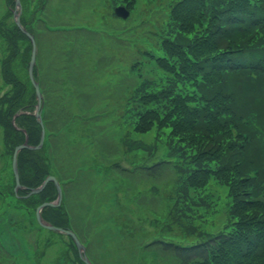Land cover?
Masks as SVG:
<instances>
[{"label": "rangeland", "instance_id": "rangeland-1", "mask_svg": "<svg viewBox=\"0 0 264 264\" xmlns=\"http://www.w3.org/2000/svg\"><path fill=\"white\" fill-rule=\"evenodd\" d=\"M115 1L46 0L40 12V0H22L21 23L37 33V65L49 98L46 118L55 132L51 145L58 170L73 182L66 187L65 203L90 260L174 264L143 247L157 237L187 243L177 231L168 234L163 225L176 171L165 169L154 180L145 174L125 175L116 165L133 169L162 159L164 149H144L154 143L153 131H133L128 98L142 80L158 72L154 69L159 54L157 27L166 23L170 5L179 0H135L133 5ZM120 5L130 11L126 20L114 13ZM13 9L9 0H0V33L13 29ZM1 35L0 97L12 91L2 78V62L11 58L12 72L27 88L24 106L17 112L34 118L37 101L28 78L30 42L17 37L11 47ZM26 127L30 129V119ZM15 147L0 126V264H82L67 236L38 225L36 204L15 197ZM206 188L215 212L204 216L201 227L214 233L228 222V190L212 180Z\"/></svg>", "mask_w": 264, "mask_h": 264}, {"label": "trees", "instance_id": "trees-1", "mask_svg": "<svg viewBox=\"0 0 264 264\" xmlns=\"http://www.w3.org/2000/svg\"><path fill=\"white\" fill-rule=\"evenodd\" d=\"M9 1L13 5L14 0ZM115 2L133 5L135 0ZM157 32L158 72L152 77L161 74L142 80L128 104L133 131L154 132V143L144 149H164L163 156L133 169L120 164L116 168L154 180L165 169L176 171L163 225L168 234L177 231L187 243L157 237L143 248L174 264H264V0H179L170 6L167 21ZM0 35L11 47L14 38L27 40L15 25ZM35 74L44 97L47 140L40 151L20 153L21 183L37 187L54 175L66 193L73 182L56 166L51 145L55 132L46 118L49 98L39 65ZM2 78L12 87L0 97V126L8 143L15 147L25 140L18 127L26 128L30 143L37 145L41 128L33 117L21 115L16 127L12 124L24 106L27 88L12 72L11 58L2 62ZM211 180L227 187L229 199L228 222L214 233L201 227L204 216L215 212L206 192ZM56 198V187L49 183L27 201L38 206ZM69 211L62 204L46 208L43 217L67 228Z\"/></svg>", "mask_w": 264, "mask_h": 264}, {"label": "water", "instance_id": "water-1", "mask_svg": "<svg viewBox=\"0 0 264 264\" xmlns=\"http://www.w3.org/2000/svg\"><path fill=\"white\" fill-rule=\"evenodd\" d=\"M16 2V6L20 9L21 8V4H20V0H15ZM115 12L117 14V16L122 17L124 19H126L129 16V12L124 8V7H118L115 9ZM14 17H15V22L16 25L23 31V33H25V35H27V37L30 39L31 44H32V54H31V60L29 63V77L30 80L35 88V92H36V97H37V109H36V113H35V117L37 119V121L39 122V124L42 126V134H41V140H40V144L36 147H31L28 145L27 141L22 144L19 145L18 147L15 148L14 154H13V161H12V167H13V172H14V176H15V181H16V188L15 191H17L18 189H21L22 186L20 184V180H19V172H18V154L23 150V149H30V150H39L40 148H42L43 146V142H44V137H45V131H44V127H43V123L41 120V108H42V97H41V93H40V89H39V84L36 82L35 78H34V73H33V69L35 66V62H36V42H35V38L33 35H31L30 33H28L21 25L20 22V15L16 13V11L14 12ZM54 182L57 190H58V199L56 203H44L41 206H39L36 210V217H37V221L38 223L51 231H55V232H59V233H65L66 235H69L71 237H73L77 248L79 250V255L81 257V259L83 260V262L85 264H91L89 259L87 258V256L85 255V248L83 245H81V243L79 242V240L77 239L76 235L72 232V231H67L61 228H57L49 223H47L46 221L43 220L42 216H41V210L47 206L50 207H55L58 206L62 200V191L61 188L59 186V183L57 182V180L52 177L49 176L47 177V179L44 181V183L38 187V188H33L30 190V193L28 196L33 195V194H38L41 191H43V189L45 188V186L48 184V182Z\"/></svg>", "mask_w": 264, "mask_h": 264}]
</instances>
